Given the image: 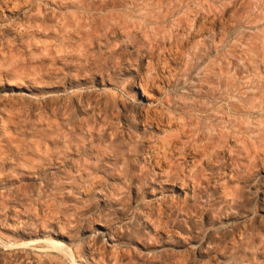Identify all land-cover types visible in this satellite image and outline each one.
I'll return each mask as SVG.
<instances>
[{
  "label": "rangeland",
  "instance_id": "rangeland-1",
  "mask_svg": "<svg viewBox=\"0 0 264 264\" xmlns=\"http://www.w3.org/2000/svg\"><path fill=\"white\" fill-rule=\"evenodd\" d=\"M0 264H264V0H0Z\"/></svg>",
  "mask_w": 264,
  "mask_h": 264
},
{
  "label": "bare ground",
  "instance_id": "bare-ground-1",
  "mask_svg": "<svg viewBox=\"0 0 264 264\" xmlns=\"http://www.w3.org/2000/svg\"><path fill=\"white\" fill-rule=\"evenodd\" d=\"M105 229V228H104ZM107 230V229H106ZM101 240H104V234L101 236ZM60 245L62 246H66V244H64V242L60 241L59 242ZM192 245H190L189 247H191ZM192 247H195V246H192Z\"/></svg>",
  "mask_w": 264,
  "mask_h": 264
}]
</instances>
